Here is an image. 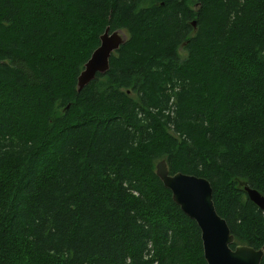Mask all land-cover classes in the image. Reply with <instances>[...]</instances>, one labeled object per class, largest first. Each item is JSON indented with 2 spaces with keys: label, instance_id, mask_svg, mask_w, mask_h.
<instances>
[{
  "label": "trees",
  "instance_id": "obj_1",
  "mask_svg": "<svg viewBox=\"0 0 264 264\" xmlns=\"http://www.w3.org/2000/svg\"><path fill=\"white\" fill-rule=\"evenodd\" d=\"M161 160L264 246V0H0V264H206Z\"/></svg>",
  "mask_w": 264,
  "mask_h": 264
},
{
  "label": "water",
  "instance_id": "obj_2",
  "mask_svg": "<svg viewBox=\"0 0 264 264\" xmlns=\"http://www.w3.org/2000/svg\"><path fill=\"white\" fill-rule=\"evenodd\" d=\"M99 40L98 47L77 77V92L87 86L96 74H104L108 70L109 58L124 43L125 35L120 30L109 32V28H106ZM155 174L170 191L172 201L199 228L206 264H260L264 247L258 250L246 245H236L234 249L230 247L234 236L226 221L215 210L212 188L206 179L179 172L170 175L164 161L157 163ZM244 191L247 198L264 211V197L248 186H244Z\"/></svg>",
  "mask_w": 264,
  "mask_h": 264
},
{
  "label": "bare ground",
  "instance_id": "obj_3",
  "mask_svg": "<svg viewBox=\"0 0 264 264\" xmlns=\"http://www.w3.org/2000/svg\"><path fill=\"white\" fill-rule=\"evenodd\" d=\"M191 25L193 26V27H195V21H192L191 22ZM106 30V29H105ZM105 32V31H104Z\"/></svg>",
  "mask_w": 264,
  "mask_h": 264
},
{
  "label": "flooded vegetation",
  "instance_id": "obj_4",
  "mask_svg": "<svg viewBox=\"0 0 264 264\" xmlns=\"http://www.w3.org/2000/svg\"><path fill=\"white\" fill-rule=\"evenodd\" d=\"M263 197V196H262ZM233 244V243H232ZM264 247V246H263ZM261 249V248H260Z\"/></svg>",
  "mask_w": 264,
  "mask_h": 264
}]
</instances>
